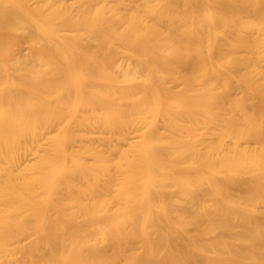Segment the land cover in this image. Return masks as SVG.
<instances>
[{"label":"bare ground","instance_id":"1","mask_svg":"<svg viewBox=\"0 0 264 264\" xmlns=\"http://www.w3.org/2000/svg\"><path fill=\"white\" fill-rule=\"evenodd\" d=\"M0 264H264V0H0Z\"/></svg>","mask_w":264,"mask_h":264},{"label":"rangeland","instance_id":"2","mask_svg":"<svg viewBox=\"0 0 264 264\" xmlns=\"http://www.w3.org/2000/svg\"><path fill=\"white\" fill-rule=\"evenodd\" d=\"M143 125L142 122H137L130 130L129 132L127 133V135L123 138V139H118L117 138V135H114V133L112 134V139H113V142L117 145V147L119 148H127L129 145L133 144L136 140H137V132L136 130L138 128H140L141 126ZM57 127V124L54 123V124H51L47 127H45L43 129V132H42V137H41V140H40V146L38 147H35L34 150H23L20 155H19V158H18V161L15 165V168L16 169H22L24 167V165H26L27 163L31 162L34 160V158L36 157V155L39 153V151L41 150L42 148V145L43 147L47 144L48 142V138L50 137V135H52L55 131ZM93 135H94V143H98L99 141V138L101 136V132L99 129H95L94 132H93ZM108 155L111 157V158H115L117 156V152L115 151H111L108 153ZM34 237V234L33 233H28L25 237V240H29V239H32Z\"/></svg>","mask_w":264,"mask_h":264}]
</instances>
